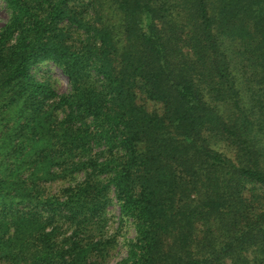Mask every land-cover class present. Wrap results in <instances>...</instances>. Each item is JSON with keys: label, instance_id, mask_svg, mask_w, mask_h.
<instances>
[{"label": "trees", "instance_id": "trees-1", "mask_svg": "<svg viewBox=\"0 0 264 264\" xmlns=\"http://www.w3.org/2000/svg\"><path fill=\"white\" fill-rule=\"evenodd\" d=\"M2 1L0 264H264V0Z\"/></svg>", "mask_w": 264, "mask_h": 264}, {"label": "rangeland", "instance_id": "rangeland-1", "mask_svg": "<svg viewBox=\"0 0 264 264\" xmlns=\"http://www.w3.org/2000/svg\"><path fill=\"white\" fill-rule=\"evenodd\" d=\"M8 12L5 9L4 3L0 0V27L7 21ZM38 77L42 75H49L55 82L56 88L59 91L68 88L67 78L63 75L61 70L51 62L41 64L39 68L35 70ZM79 180V178H78ZM71 181H55L50 185L52 191L58 190L60 187L69 184ZM72 183V182H71ZM108 211V224L106 227V234H116V242L114 248L110 251L105 264H115L120 258L126 255V243L128 240L134 237L135 231L132 224L128 219L120 222L119 220V209L116 202H113L107 208Z\"/></svg>", "mask_w": 264, "mask_h": 264}]
</instances>
